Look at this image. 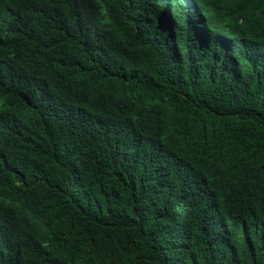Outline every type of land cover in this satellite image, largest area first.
I'll return each mask as SVG.
<instances>
[{"label": "trees", "instance_id": "16d2710c", "mask_svg": "<svg viewBox=\"0 0 264 264\" xmlns=\"http://www.w3.org/2000/svg\"><path fill=\"white\" fill-rule=\"evenodd\" d=\"M151 1L17 0L43 33L17 43L35 49L22 64L72 68L53 98L12 95L40 115L0 132V196L10 199L0 228L11 235L0 236V262L264 264V0H248L257 9L243 27L249 42L194 48L213 56L200 75L176 73L166 47L183 31L199 35L219 1L199 5L185 27ZM131 44L149 48L126 53L118 77L85 86L112 46ZM134 65L144 83L174 86L152 125L128 120L111 99Z\"/></svg>", "mask_w": 264, "mask_h": 264}, {"label": "clouds", "instance_id": "9594fccd", "mask_svg": "<svg viewBox=\"0 0 264 264\" xmlns=\"http://www.w3.org/2000/svg\"><path fill=\"white\" fill-rule=\"evenodd\" d=\"M205 1L212 3L215 0H162L163 3L168 4L167 15L171 14L176 27L187 26L186 22L192 19L189 16L199 9V5L202 7ZM218 1L219 4L207 16L200 15L203 16L200 19L203 21V26L199 35L183 31L181 38H169L173 52L169 47H166V55L174 58L177 67L176 73L200 75L210 68L213 64L211 59L213 56L206 54L204 50L202 52L194 50L199 45L205 46V42L208 47L212 46L216 51L219 50V46H225L226 43L234 45L238 44L237 42H249L250 34H247L243 27H253L257 22L255 6L248 5V0ZM3 6L17 11V0H0V132L9 126H14L18 122L17 116L22 118L34 116L31 111L40 115L29 106L14 103L12 95L17 91L24 93L43 89L47 90L50 97L53 98V93L59 91L63 85L65 78L62 73L66 72L64 69L72 68L70 64L67 65L68 63H63V67L48 66L47 64L24 66L23 58L35 49L32 46H25L19 51H15V46L23 38L43 35L42 27L38 29L39 34L34 35L37 28L36 13L23 14L17 11L20 15H15L11 11H3ZM188 43L192 45V49H189ZM143 47L149 48L146 44L141 47L131 44L123 46L119 50H115L112 46L110 49L115 53L109 59L108 64L99 69L95 68L96 77L85 86L90 87L95 83H104V79L100 80V78L107 75L110 77L109 81L118 77L126 63V53L139 52ZM155 63H159V61L156 60ZM136 69L137 67L134 65L128 69L129 73L126 72L122 76L126 77L125 82L111 93V99L124 105L123 110L120 111L128 120L139 122L149 116L152 125L159 121L164 108L170 105L165 92L172 90L171 87L174 86L162 81L163 86L157 84L156 87H152L153 83H144V80L135 73ZM67 75L69 76L68 73ZM208 97L210 98L212 95L209 94L204 99ZM11 114L15 116H11ZM206 128L208 131H212L211 119H209ZM9 202L10 199L1 194L0 208L4 209L5 213L8 211ZM0 236L4 241H11L10 232L6 228H0ZM69 240H72V237ZM46 244L47 242L44 241L43 245ZM0 264H23V261L20 254L17 256L9 254V258ZM58 264H64L62 254H59Z\"/></svg>", "mask_w": 264, "mask_h": 264}, {"label": "bare ground", "instance_id": "6f19581e", "mask_svg": "<svg viewBox=\"0 0 264 264\" xmlns=\"http://www.w3.org/2000/svg\"><path fill=\"white\" fill-rule=\"evenodd\" d=\"M135 1V0H134ZM139 0H137V2H138ZM149 2H150V0H148ZM152 1H154V0H152ZM151 1V3H148V4H153V2ZM217 1V0H216ZM129 2V1H128ZM158 2H160V1H158ZM158 2L156 1L155 3H157L158 4ZM218 2V1H217ZM216 2V3H217ZM160 4H163V2L162 3H160ZM166 4V3H165ZM219 4V3H218ZM200 8V7H199ZM201 8H203V7H201ZM204 10V9H203ZM206 10H208V9H206ZM199 12H200V10H199ZM135 22V21H134ZM141 25V24H140ZM155 26V25H154ZM161 26V25H160ZM159 26V27H160ZM162 26H164V25H162ZM176 26V25H175ZM165 27V26H164ZM166 158V157H165ZM169 165V164H168ZM146 197V196H145ZM146 200H144V202H145ZM188 216V215H187ZM181 222V221H180ZM183 222V221H182ZM179 241V240H178ZM185 242H183V244H184Z\"/></svg>", "mask_w": 264, "mask_h": 264}]
</instances>
